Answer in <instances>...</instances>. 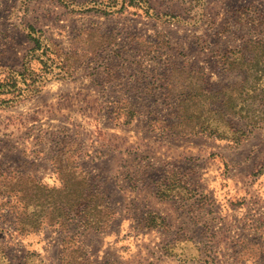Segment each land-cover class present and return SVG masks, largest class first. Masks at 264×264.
Instances as JSON below:
<instances>
[{"label":"rangeland","instance_id":"obj_1","mask_svg":"<svg viewBox=\"0 0 264 264\" xmlns=\"http://www.w3.org/2000/svg\"><path fill=\"white\" fill-rule=\"evenodd\" d=\"M67 1L85 11L0 0V65L20 69L33 45L20 21L53 41L49 56L66 75L79 59L70 76L0 107V172L59 186L56 156L69 151L63 164L95 174L115 215L98 231L71 221L79 246L70 241L62 263L64 230L20 235L0 210L8 259L264 264V0H118L105 12L99 0ZM184 116L205 131L170 136L165 121Z\"/></svg>","mask_w":264,"mask_h":264},{"label":"trees","instance_id":"obj_2","mask_svg":"<svg viewBox=\"0 0 264 264\" xmlns=\"http://www.w3.org/2000/svg\"><path fill=\"white\" fill-rule=\"evenodd\" d=\"M65 7L74 11H85L80 4L73 1L58 0ZM118 0H99L100 11L105 12V6L115 7ZM23 2L16 6L21 10ZM19 26L25 31L26 36L32 42V47L21 60V68L0 65V107L5 108L15 105L18 101L38 94L47 77L66 78L72 74L79 59H73V65L68 75L63 71V59L55 63L50 54L53 51V41L46 38L40 30L30 24L19 22ZM59 47L57 44L55 45ZM75 54H64V58H71ZM38 60L42 66L36 73L31 70L30 64ZM11 95L9 98L5 96ZM183 104V103H182ZM132 110L129 109L128 118L123 122L129 125L132 122ZM204 121L190 116H184L175 123L165 121L164 128L168 133L176 135L173 127H181L179 133L184 135L205 131ZM75 152L72 151L71 154ZM68 152H60L58 157L59 167H55L61 181L59 186H48L29 174L15 170L0 172V210L8 211L14 215L16 231L20 235H28L38 232L44 227H55L64 230L61 239V262L66 261L67 244L70 241L78 243L74 233L69 231V223L77 216L84 228L93 231L106 229L114 218L115 212L109 205L105 193L101 190L98 177L89 171L82 169L79 164L67 166L63 164L67 160ZM169 169L164 173V180L169 183L171 177ZM173 173V172H172ZM167 186V184H165ZM82 221V222H81ZM77 247V260L87 262V258ZM35 262V263H34ZM69 263V261H68ZM0 264H12L7 253L0 244ZM21 264H45L44 260L35 251H29L23 257Z\"/></svg>","mask_w":264,"mask_h":264}]
</instances>
